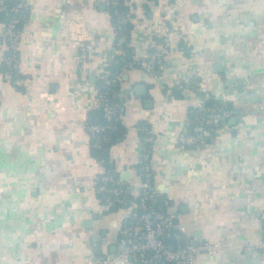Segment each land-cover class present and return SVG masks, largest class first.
<instances>
[{
  "label": "crops",
  "instance_id": "obj_1",
  "mask_svg": "<svg viewBox=\"0 0 264 264\" xmlns=\"http://www.w3.org/2000/svg\"><path fill=\"white\" fill-rule=\"evenodd\" d=\"M98 1L29 0L12 81L0 60V264H96L117 249L126 209L100 208L93 181L103 167L84 124L97 105L90 77L118 52L107 1L104 9ZM129 8L134 58L156 39L169 52L159 72L132 67L120 77L127 133L109 150L120 183L138 195L136 124L146 120L157 191L185 235L217 245L196 264H264L252 246L264 236V0H130ZM3 30L0 21V53ZM89 37L97 45L83 56L77 41ZM179 87L180 98L171 92ZM209 97L220 123L204 147H184L188 110Z\"/></svg>",
  "mask_w": 264,
  "mask_h": 264
},
{
  "label": "built area",
  "instance_id": "obj_2",
  "mask_svg": "<svg viewBox=\"0 0 264 264\" xmlns=\"http://www.w3.org/2000/svg\"><path fill=\"white\" fill-rule=\"evenodd\" d=\"M106 1L112 5L124 3L129 6L130 4V0ZM8 8L9 6L3 0H0V10H7ZM28 9L29 0H15L14 5L9 8V11L14 12L15 15L3 22L4 45L0 53V60L5 67L2 75L8 81H12L18 73V49L24 24L23 22L22 25H19V22ZM119 21L121 23L131 21V19L125 15L121 16ZM130 33L131 30L128 35L125 32L118 37L117 31H113V40L117 37L119 47L122 43L129 45L127 37L130 38ZM77 44L81 55L86 56L95 50L97 40L94 37H89L86 40H78ZM115 49L119 51L118 48L115 47ZM168 52L167 43L161 40L155 42L146 58L136 60L140 62L141 67L152 74V72L154 73L153 65L161 63ZM95 79H103L105 83H110V81H115L117 78L109 79L106 72L99 71L96 73ZM101 98V95L96 93V104H99ZM105 105L108 113L113 111V105L107 103ZM206 111L205 116L196 117V123L191 132L188 131L191 122L187 119L185 133L180 137V142L184 147H204L217 129L221 116L215 110ZM98 130V126L92 125L87 132L91 136ZM145 139L149 142L152 141L151 132ZM140 160L142 162L141 173H139L141 181L137 195L140 197L139 203L124 206L126 201L121 194V189L117 186L108 185V182L113 181V175L110 173L102 171L99 183H97L96 177L93 181V192L103 211L110 212L109 209L114 203H121L123 205L121 208L126 209V215L120 229L121 237L118 238L116 251L96 264H196V257L199 253L211 255L217 246L216 244L204 241L194 246L192 239L184 234L183 225L173 223L174 214L169 209L167 213L156 212L145 203L146 199L155 202L161 194H159L155 185L151 184L153 176L149 163L150 150H142ZM171 241L174 243H172L173 245L170 244ZM252 246L264 254V236L253 243ZM129 257H131L130 261Z\"/></svg>",
  "mask_w": 264,
  "mask_h": 264
},
{
  "label": "trees",
  "instance_id": "obj_3",
  "mask_svg": "<svg viewBox=\"0 0 264 264\" xmlns=\"http://www.w3.org/2000/svg\"><path fill=\"white\" fill-rule=\"evenodd\" d=\"M7 6L14 5L15 0H3ZM9 8L6 10H0V21L5 22L11 16L15 15L14 12L9 11ZM107 10L110 14V21L113 28V31H117V36L119 37L122 33L128 32L132 29V24L130 21L121 22V16L131 17L132 13L128 5L124 3H118L116 5H112L111 3H107ZM27 14L22 17L19 25H22L25 22V18ZM129 42V39L127 37ZM161 41V39H156V42ZM114 47L118 48L119 51L114 55L111 62H109L101 71L107 73V77L109 79L117 78L115 81H110V83H105L103 79H95L94 85L96 87V91L101 95V100L99 104L95 107L89 109L85 116V129L89 130V127L92 125H96L99 127V130L90 136V154L92 157L96 158L103 167L104 173H110L113 175V181L108 182V185L117 186L121 189V194L123 195L126 204L124 206H128L133 203H139L140 197L134 196L131 192L124 188V186L119 181V175L115 171L114 164L109 157V150L112 145L122 141L125 138L127 133L126 126L121 121L122 115V107L123 100L119 96L120 90V77L124 73L125 70H128L132 67L141 68L140 62L134 58L133 48L130 45H126V43H122L119 47L117 44V37L113 40ZM2 71L4 70V65L1 67ZM158 64L153 65V70L159 72ZM183 87H179V89L173 88L171 90L172 95L180 98L181 91ZM111 104L114 106L113 111L107 112L105 104ZM214 102L211 97L207 99L204 103L203 107L200 108H189L188 110V119L191 122L189 126V132L193 131V126L196 123V117L205 116L207 110H215L213 109ZM216 111V110H215ZM138 136L142 142V150L148 151L151 150V142L146 141V137L150 135L151 124L146 120H139L136 124ZM142 166L141 160L136 165V169L140 172V168ZM101 173H99L97 178V183H99ZM118 181V182H117ZM151 184L154 185V179H151ZM145 203L151 207L153 211L167 213L170 201L164 194H161L160 197L153 202L151 199H146ZM123 207L121 203H114L109 211H116ZM121 237V233L119 232L118 238Z\"/></svg>",
  "mask_w": 264,
  "mask_h": 264
},
{
  "label": "water",
  "instance_id": "obj_4",
  "mask_svg": "<svg viewBox=\"0 0 264 264\" xmlns=\"http://www.w3.org/2000/svg\"><path fill=\"white\" fill-rule=\"evenodd\" d=\"M98 5H99V7L101 8V9H104V5H105V2L104 1H98ZM124 76H126V75H124ZM90 82L91 83H94L95 82V77H90ZM135 90H136V93L137 94H143V93H145V86L143 85V84H138V85H136L135 86ZM145 104L146 105H148L149 106V104H151V100L150 99H145ZM123 179L125 180V181H128L129 180V172L128 171H125L124 173H123ZM124 188H129V189H132L133 188V186L132 185H124ZM158 189H159V191H161V192H163V193H166L167 192V188L166 187H164L163 185H159L158 186ZM173 212H175V210H173ZM178 217L176 216V215H174L173 216V218H172V221H173V223L174 224H177L178 223ZM176 228V227H175ZM195 237H198V239H194L193 240V245L194 246H197V244H198V241L200 240V237H199V232L197 231L196 233H195ZM115 250H116V246H112L111 247V250H110V252L111 253H114L115 252ZM104 257H101V259H103ZM131 260V257H129V261Z\"/></svg>",
  "mask_w": 264,
  "mask_h": 264
}]
</instances>
